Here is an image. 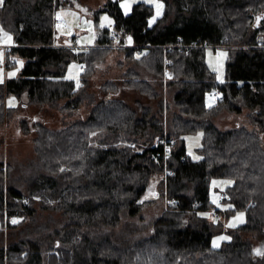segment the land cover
<instances>
[{
    "label": "trees",
    "instance_id": "16d2710c",
    "mask_svg": "<svg viewBox=\"0 0 264 264\" xmlns=\"http://www.w3.org/2000/svg\"><path fill=\"white\" fill-rule=\"evenodd\" d=\"M163 1L151 24L152 5L125 13L107 0L93 14L108 12L113 29L98 27L95 45L76 49L55 43L56 11L73 0H4L0 22L14 36L12 56L25 61L19 76L0 82V123L33 105L71 120L55 128L37 116L19 119L34 133L35 156L0 159V264H264L255 253L264 243V18L252 26L264 0ZM112 30L132 45L114 41ZM219 45L228 50L223 81L205 58L207 46ZM115 49L122 80L91 88ZM73 61L85 64L79 84L66 76ZM120 84L139 97L116 96ZM217 87L223 99L208 104ZM10 94L18 106L6 105ZM222 112L246 124L222 129ZM198 130L201 157L193 159L185 135ZM214 177L233 180L221 195L231 204L224 212L246 210L219 248L212 238L223 224L203 214L213 206ZM154 178L168 205L147 235L119 244L113 235L123 217L154 203L141 200Z\"/></svg>",
    "mask_w": 264,
    "mask_h": 264
},
{
    "label": "rangeland",
    "instance_id": "374dc122",
    "mask_svg": "<svg viewBox=\"0 0 264 264\" xmlns=\"http://www.w3.org/2000/svg\"><path fill=\"white\" fill-rule=\"evenodd\" d=\"M106 1L107 0H73L72 5L57 9V20L61 19L63 23H56L55 43L73 46L76 49L94 46L98 27L102 28L107 26L113 29L114 19L108 12H101L98 18H95L93 14V10L102 7ZM141 1L153 7V15L150 18L151 24L163 15L165 10L163 0H119L125 13H129L133 5ZM78 34L81 36L80 39H75ZM8 37H11V39H8ZM129 38H131V36L127 35L128 44L132 45V38ZM15 44L12 32L6 29L0 22V82H4L11 77L19 76L21 68L24 65L25 60L23 57L19 55L12 56L10 50ZM227 54L228 50L225 45L207 46L205 49L206 62L209 68L216 73L218 81H223L225 79V62ZM121 59H123L122 53H120L118 49H115L90 77V82L92 84L91 88L98 89L99 85L109 79L121 81L122 72L126 68L118 64V61ZM84 65L85 64H81L80 62L73 61L68 67L66 76L74 79V81L79 84ZM120 85L122 88H120L116 96L124 97L127 101L131 102L139 97V94L135 93L134 90L123 84ZM22 99H27L26 94L22 96ZM19 101L20 99L16 95L10 94L6 97L5 102L7 106L14 107L18 106ZM211 103H213V101L209 100L208 104ZM85 111L86 109L83 107L79 114L85 117ZM24 114L29 117L37 116L38 119L55 128H60L65 121L71 120L70 117L63 116L62 112L50 107H37L33 105L19 108L6 121L0 123V159L5 163L15 160L27 162L30 158L35 156L33 144L34 133H24L19 124V119ZM239 123H244V116L241 114L222 112L216 118V124L222 129L235 127ZM261 137L264 143V134H261ZM185 141L188 155L193 159L200 158L201 155L198 152V148L203 142V131L198 130L186 134ZM232 182V179L223 177H214L211 180L210 197L212 205L216 207V211L211 207L209 210L203 212V214L210 219L221 221L224 228V231L213 236L212 246L214 248L221 247L224 241L231 239V235L228 233L229 229L246 221V210L244 209L230 212V214L224 212L231 207V204L229 202H224L221 195ZM156 183L157 179L154 178L146 193L141 198V200L155 199L154 203L147 206L137 215H125L115 228L113 236L119 244L128 245L147 235L153 220L161 210L168 205V199L166 197L160 198ZM241 214H243L242 219H238ZM39 218L43 219V215L41 217L39 216ZM257 249L263 251L264 243H261Z\"/></svg>",
    "mask_w": 264,
    "mask_h": 264
},
{
    "label": "built area",
    "instance_id": "2783aa9c",
    "mask_svg": "<svg viewBox=\"0 0 264 264\" xmlns=\"http://www.w3.org/2000/svg\"><path fill=\"white\" fill-rule=\"evenodd\" d=\"M57 23L61 24V23H63V20L59 19V20H57ZM110 35H111V38H112L114 41H116V42H118V43H121V45H124V46L129 45V44H128L127 36H121V35H120L117 31H115V30H112ZM80 37H81V36L78 34V35L76 36V39H80ZM83 69H85V67H83ZM223 97H224V93H223L222 89H220V88H218V87H217V88H214V89H212V90H209V91L207 92V95H206L207 100H208V101L211 100V101H213V103L222 100ZM250 204H251V205H255V201H251ZM212 208H213V210L216 211V207H215V206H212Z\"/></svg>",
    "mask_w": 264,
    "mask_h": 264
},
{
    "label": "water",
    "instance_id": "95a60500",
    "mask_svg": "<svg viewBox=\"0 0 264 264\" xmlns=\"http://www.w3.org/2000/svg\"><path fill=\"white\" fill-rule=\"evenodd\" d=\"M263 18H264L263 14H258L257 17L252 21V26L259 27Z\"/></svg>",
    "mask_w": 264,
    "mask_h": 264
},
{
    "label": "snow or ice",
    "instance_id": "6c2138e0",
    "mask_svg": "<svg viewBox=\"0 0 264 264\" xmlns=\"http://www.w3.org/2000/svg\"><path fill=\"white\" fill-rule=\"evenodd\" d=\"M3 4H4V0H0V6H2ZM158 7H159V5H158ZM8 39H11V37H8ZM129 39H131V38H129ZM242 215H243V214H241V216L238 217V219H242ZM14 222H15V221H14ZM221 239H225V238H221ZM217 243H218V242H217ZM255 252H256L257 255H262V256H264V251H261L260 249H256Z\"/></svg>",
    "mask_w": 264,
    "mask_h": 264
}]
</instances>
